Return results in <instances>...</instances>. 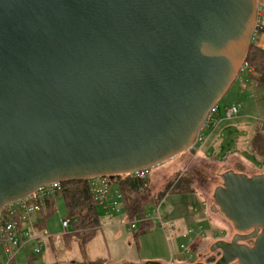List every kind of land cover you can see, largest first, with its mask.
<instances>
[{"label": "water", "instance_id": "1", "mask_svg": "<svg viewBox=\"0 0 264 264\" xmlns=\"http://www.w3.org/2000/svg\"><path fill=\"white\" fill-rule=\"evenodd\" d=\"M258 18L256 0H0V216L42 186L189 151ZM221 179L216 211L238 233L213 264H264V174Z\"/></svg>", "mask_w": 264, "mask_h": 264}, {"label": "rangeland", "instance_id": "2", "mask_svg": "<svg viewBox=\"0 0 264 264\" xmlns=\"http://www.w3.org/2000/svg\"><path fill=\"white\" fill-rule=\"evenodd\" d=\"M234 105L241 106L239 116L224 120L225 109ZM218 107L222 122L214 132L203 129L189 151L170 163L167 161L150 169L146 179L150 189L148 200L156 197L166 184L177 179L190 191L168 194L158 207L152 201L145 202L143 211L155 225L137 240L134 236L139 222L129 225L120 198L114 208H108L107 203L97 206L101 230L82 249L75 237L65 238L71 230L63 227L66 208L62 195H57L56 211L47 220L44 233L38 236L43 237L34 238L29 228L31 235H25L23 247L1 244L0 263L87 264L106 260V264H144L149 261L182 264L197 260L205 251L204 242L207 240L221 238L231 241L237 231L216 211L214 191L223 184L221 175L235 170L236 162L242 161L257 170L264 165V158L249 149L252 135L256 131L264 134V88H258L248 80L247 89L244 90L235 82L219 101ZM107 180L113 181L109 188L114 194L115 179L111 177ZM39 245L43 247L36 251ZM205 253L199 262L207 263L215 254L210 250Z\"/></svg>", "mask_w": 264, "mask_h": 264}, {"label": "trees", "instance_id": "3", "mask_svg": "<svg viewBox=\"0 0 264 264\" xmlns=\"http://www.w3.org/2000/svg\"><path fill=\"white\" fill-rule=\"evenodd\" d=\"M263 32L264 30H261L257 25L254 34ZM254 40L253 36L245 67L251 70L249 73L250 80L254 82L258 88H264V49L258 47ZM218 109V114L221 116L220 108L218 107ZM250 146L252 147V152L264 158V134L256 131L251 139ZM107 179H111V177ZM114 179L116 186L115 191L119 192L121 195V201L128 217L127 222L130 226L134 225L133 223L135 222H139L138 230L134 236L136 240L140 235L145 233V231H149L152 229L153 225H155L154 221L147 219L143 211V204L145 202L152 201L155 203V207H158L168 194H182L190 191L187 187L180 184L181 180L177 179L166 184L164 189L156 197L148 200V192H150L147 185L148 180L132 179L127 175L114 176L112 180ZM112 183L113 181H109V184ZM57 195H62L64 199L66 208V219L64 221L69 223V228L71 230L65 238L75 237L79 241L82 249L95 239L97 232L101 230L97 206L102 202H98L93 198L94 194L90 180L67 181L61 184L60 189H58L54 195L48 196L43 200L40 205V211L32 217V226L19 221L20 224L16 235L19 239L20 247H23L24 244V242L20 244L21 239L19 238L22 229L24 232L26 231V233H28L29 228L34 230V233H44L43 231L46 230L47 227V220L56 211L55 198ZM6 210L2 212L1 218L7 216ZM15 210V215L19 216L20 212L18 208ZM1 244H4L2 240H0V246ZM219 257L220 253L216 252L208 259L206 264L215 263ZM87 264H106V260H97Z\"/></svg>", "mask_w": 264, "mask_h": 264}, {"label": "built area", "instance_id": "4", "mask_svg": "<svg viewBox=\"0 0 264 264\" xmlns=\"http://www.w3.org/2000/svg\"><path fill=\"white\" fill-rule=\"evenodd\" d=\"M247 67H242L240 74L238 75L236 82H238L242 89H247V82L250 80L249 73L250 69H246ZM241 106H230L225 109L224 120H232L239 116ZM219 109L217 106L212 108L208 113L205 123L203 125V129H208L211 132H214L218 126L221 124V116H219ZM202 132V131H201ZM152 169V168H150ZM150 169H145L141 171H137L134 173L127 174L132 179L146 180L149 176ZM108 178V177H107ZM107 178H93L95 181L91 182L92 191L94 194V199L98 202L108 203L112 208L118 205V199L121 198L119 192L115 191L112 194L110 190V184ZM62 183H53L50 185H45L38 188L35 192L30 194L28 197L19 201L17 203L6 206L3 211L6 210L7 216H0V240L3 241L5 245L12 244L16 247L19 246V239L16 235L17 229L21 221L26 222L28 225L32 224V217L34 214L40 211V205L45 198L48 196L54 195L55 192L60 189ZM18 208L20 214L19 216L15 215V209ZM2 211V212H3ZM2 215V213H1ZM20 218V219H17ZM155 223V222H154ZM32 226V225H31ZM63 227L65 229L69 228V223L67 221L63 222ZM42 245H39L36 251H40L42 249ZM1 264V263H0Z\"/></svg>", "mask_w": 264, "mask_h": 264}, {"label": "crops", "instance_id": "5", "mask_svg": "<svg viewBox=\"0 0 264 264\" xmlns=\"http://www.w3.org/2000/svg\"><path fill=\"white\" fill-rule=\"evenodd\" d=\"M257 1V4H258V8H259V18H258V27L261 29V30H264V0H256ZM254 41H255V43L258 45V47H260L261 49H264V32L263 33H255L254 35ZM202 151V150H201ZM179 158V155L178 156H176L175 158H174V160H176V159H178ZM170 161H173V159L172 160H169L168 161V163H170ZM93 181H95L94 179H90V182H93ZM107 205H108V208H112L111 207V205H109L108 203H107ZM23 223H25L26 224V222H23ZM26 227V226H25ZM32 232V235H33V237L34 238H36V239H41L42 237H38L39 236V234H35L34 233V231L33 230H31ZM222 232H223V230H222ZM31 233H26V231L24 232V230L22 229V232H21V234H19V238L21 239V241H20V244H21V242H24V244H25V235L26 234H30L31 235ZM31 237V236H30ZM32 238V237H31ZM218 240H221V238H219V239H212V240H207V241H205L204 242V247H205V251L198 257V259L197 260H195V261H192V262H185V263H182V264H192V263H197V262H199L200 260H199V258L200 257H203L204 255H206V251H208V250H210V248H211V246L215 243V242H217ZM23 244V245H24ZM14 257V256H13ZM192 259V256L190 255V260ZM201 262H203V261H201ZM204 263V262H203ZM171 264H174V263H171ZM206 264V263H205Z\"/></svg>", "mask_w": 264, "mask_h": 264}, {"label": "flooded vegetation", "instance_id": "6", "mask_svg": "<svg viewBox=\"0 0 264 264\" xmlns=\"http://www.w3.org/2000/svg\"><path fill=\"white\" fill-rule=\"evenodd\" d=\"M253 136H254V134L252 135V138H253ZM251 138V139H252ZM249 149L250 150H252V147L250 146L249 147ZM252 152V151H251ZM254 153V152H253ZM209 159V158H208ZM249 169L250 171H252V173H248L249 171L247 170V169ZM229 171H233L234 173H237V174H244V175H246V176H248V177H252V176H257V175H262V174H264V165H263V167L261 168V169H259V170H257V169H255L253 166H247L246 164H244L242 161L241 162H236L235 163V170H229ZM248 171V172H247ZM238 233V232H237ZM236 233V234H237ZM250 233H252V231H250V232H247V233H245L246 235L247 234H250ZM235 234V235H236ZM234 235V236H235ZM249 244H252V241H250L249 242ZM234 264V263H233Z\"/></svg>", "mask_w": 264, "mask_h": 264}]
</instances>
